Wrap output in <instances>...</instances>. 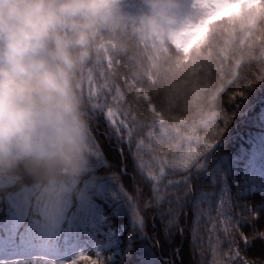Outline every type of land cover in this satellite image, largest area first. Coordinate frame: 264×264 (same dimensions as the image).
<instances>
[{"label": "snow or ice", "instance_id": "snow-or-ice-1", "mask_svg": "<svg viewBox=\"0 0 264 264\" xmlns=\"http://www.w3.org/2000/svg\"><path fill=\"white\" fill-rule=\"evenodd\" d=\"M192 7L202 13L199 20L139 37L147 61L142 74H130L129 63L107 47L104 59L87 69L80 93L90 128L88 163L73 182L74 202L64 198L55 224L41 216L30 180L0 183V264H183L182 245L170 258L146 248L149 215L165 240L184 237L188 228L191 264H264V200L241 203L254 192L264 197V52L250 53L248 63L259 67L245 84L247 99L244 90L227 91L245 62L219 56L213 44L217 26L246 20L255 28L264 21V0H192ZM154 97H163L162 109ZM238 99L246 100L243 111ZM237 115L250 143L235 128L229 132ZM234 136L243 152L225 150ZM105 144L131 163L133 175L127 163L113 171ZM151 240L160 248L155 234ZM256 243L260 254L244 255ZM73 244L92 254L71 255Z\"/></svg>", "mask_w": 264, "mask_h": 264}, {"label": "clouds", "instance_id": "clouds-1", "mask_svg": "<svg viewBox=\"0 0 264 264\" xmlns=\"http://www.w3.org/2000/svg\"><path fill=\"white\" fill-rule=\"evenodd\" d=\"M141 3V35L168 34L181 27L183 0ZM121 4L0 0V161L34 157L71 164L78 158L90 131L79 73L99 47L97 38L122 25ZM190 17L199 20L202 13ZM226 25L213 29L218 55H242L254 28L237 22L224 32Z\"/></svg>", "mask_w": 264, "mask_h": 264}, {"label": "trees", "instance_id": "trees-1", "mask_svg": "<svg viewBox=\"0 0 264 264\" xmlns=\"http://www.w3.org/2000/svg\"><path fill=\"white\" fill-rule=\"evenodd\" d=\"M125 3L134 4L137 8L144 9L143 5L141 3V0H122L121 8H122V6H124ZM122 13L124 16V21H123L122 25L120 26V28H118L113 33L101 34L97 38V44L99 45L101 42H105L106 44H108L109 50H111L113 58L114 57L120 58V59H123L126 62H128L130 65V68H131L130 74H132V75H135L137 73L142 74L143 71L145 70L146 66H147V63H145V57H146L145 49L143 47H141V44L139 42V37L141 36V34L137 31V24L138 23L134 22L132 16L127 17V16H125L123 11H122ZM226 28L228 29V25L225 26V28L223 30L224 32H226L225 31ZM216 40H218V37L213 38L214 46H215ZM96 51H97V49L93 53H96ZM131 51L132 52L136 51L137 53L133 54ZM214 51L217 53L216 47L214 48ZM231 55L234 56L233 54H231ZM93 57L94 56L91 55V58L84 65L81 72L79 73L81 83L83 80V76L86 74L87 69L97 65V61L95 63L92 62ZM138 59L140 60L139 63H142L139 66L140 70L138 72H132L133 71L132 66L137 65L133 61L138 60ZM96 60H98V59H96ZM229 67H231V66L229 65ZM137 68L138 67H136L135 70ZM121 86L123 87V85H121ZM241 90H245V89H241ZM227 91H228V89H227ZM247 93L249 95L248 96L249 98H247ZM245 95H246L247 99H251V93L247 89L245 90ZM226 98L227 97L225 96V99ZM162 100H163V97H161V99H156L154 97V103H156L158 109H162ZM164 103H166V101H164ZM236 103L240 104V106H241L240 110L243 111V109L246 105V100L238 99L236 101ZM139 107H140L141 111H144L146 108V106L144 105L143 102H141ZM164 114H165L166 118L171 115L167 111H165ZM84 118L87 121V125L89 128V121H88L87 116H85ZM239 124H241L239 127L240 130L236 128L237 125H239ZM234 128L236 129V136H238L241 141H245L246 143H250V141H248L247 137L244 135V132L246 131V129L244 126V122H243V120L240 119L239 115H237V120L233 121L232 124L230 125L229 132H232ZM88 132H90V131H88ZM251 135H256V134L251 133ZM233 140H234V142L232 144L226 145V147H225L226 151L228 150V152L235 153V151L238 148L239 151L243 152L245 150V145L240 144V141L237 140L235 136L233 137ZM233 147H235V149H231ZM82 153L84 154L83 149H82ZM82 153H80L78 158L75 161H73L71 164H66V163L59 162V161H49V160L38 159V158L32 157V158H34V160H37V161H35L36 166L38 168L37 170H35L36 168H31V166H27L26 163H21V161L16 162L18 157L0 161V183L7 184L10 179H14V180H16L17 185L19 186V185L24 183L25 179L30 180L34 184V187H35V191H34L35 203L41 204V205H45V204L49 205L51 203H54V200L51 198V196H49V193H45V191L41 190V188H43V186L40 187L39 186L40 184L44 185V187H47V186H55V187L56 186H64V187H67V185L69 184L70 187H72L71 191L69 192L70 199H71V202H74L76 189H75V185L73 182L76 181L80 177L83 169L85 168V166L87 165V162H88L87 161L86 163H84L83 157L81 158ZM125 155H127V153H125ZM125 161L129 165V167H128L129 175H133L131 163H129L128 160H125ZM121 162H123L122 164H125L124 161H121ZM112 163L117 166L116 169H113V171L117 170L121 166V164L118 161V158L113 157ZM45 165H48L49 167L45 168ZM101 174H108V173H107V171H102ZM121 179L123 181L124 187L131 190V181H130L129 177L125 176V177H122ZM10 190L11 189H9V188L3 189V191L5 193L7 191H10ZM211 190L212 189H209V191H211ZM258 196H259V198H258ZM262 200H264V197H262L260 193L254 192L252 195L248 196L246 200L241 201V203H249V204L255 205V204L261 203ZM237 211H239V209H237ZM181 220H180V225L182 224V221H183V220L182 221ZM120 222H123V218L121 219ZM152 223L153 222H152L151 216L149 215V217L146 218L145 229L147 227H149V224L151 227ZM259 226H264V215L261 216ZM243 230L245 232L249 231V226H245ZM172 231L175 232L176 229H173ZM145 232H146L147 236L149 237V239L145 240L143 243L147 249H150L151 252L155 254V256L157 258L161 257L162 255H169L172 257V248L176 247L177 245H180L179 241L182 238L179 235H176L174 240H165L162 236V233L160 231H158L157 229H154V228H153L151 233L148 232L147 229L145 230ZM153 234H155L156 237L161 240L160 248H155L152 246L151 237ZM187 238H188V228L186 227L185 228L183 247L181 248V258L183 260V264H191V261H190L191 260V253L189 251V245H188L189 242H188ZM260 251H261V245L259 243H256L253 247L245 250L244 255L252 257L254 255H259ZM90 254H91V252H90ZM104 255L105 256L111 255V253L105 252ZM177 264H179V261L177 262Z\"/></svg>", "mask_w": 264, "mask_h": 264}, {"label": "rangeland", "instance_id": "rangeland-1", "mask_svg": "<svg viewBox=\"0 0 264 264\" xmlns=\"http://www.w3.org/2000/svg\"><path fill=\"white\" fill-rule=\"evenodd\" d=\"M121 9L124 12L125 16H127V17L132 16L134 22H136V23H138V16L144 10L141 8L139 9L134 4H130V3H125ZM196 12H197V10L192 7V0H183V11L181 13V24H180V26L183 25L184 20H186L188 17L192 16ZM240 24H241V26H244L247 24V21L246 20L242 21V22H240ZM262 34H264V21H262L259 25H257L254 28L253 35L250 38V40L248 41V43H247V45L243 51V54L241 55V54H238L237 52L232 53L235 56L236 60H243L245 62V64L240 69V76L231 85L227 86L228 92H232V91H235L237 89H245L246 90L245 84L249 81L254 82V77H255V74H256L259 66L256 63L249 64L248 61L251 59L250 53L253 49H255L258 57L261 55L262 52H264V45L259 43ZM257 37H259V39H257ZM249 46H252V47H249ZM105 47H107L108 51L111 53V50H109L108 44H106L105 42H101L99 44V47L97 48L96 53H92V56H94L93 60H92L93 63H95L96 61L98 62V61H101L104 59L105 53H104L103 49ZM132 53L134 54L137 52L134 51ZM111 55H112V53H111ZM96 59H98V60H96ZM114 59H116V58L114 57ZM133 62L137 65L132 66V69H133L132 72H138L140 70L139 66L142 63H139L140 62L139 59L134 60ZM145 63H147L146 59H145ZM230 66L232 67L233 65H230ZM136 67H138V68L135 70ZM248 96L249 95L247 93V98H249ZM83 112H84V117H85L86 115H85L84 101H83ZM240 125L241 124L237 125L236 128L239 129ZM254 127H257V126L254 125ZM157 131H158V129H157ZM88 136H89V132L86 131L85 141H84V145H83L84 146L83 147L84 154L81 152L82 153L81 158L83 157L84 163H86L88 161ZM104 147H105V154H106L107 158L109 159V161L112 162L113 157L118 158V161L122 166L123 162H121L122 160L120 159L119 155L117 153H115L114 151H112L111 147L107 146V144H105ZM231 149H235V147H233ZM20 161H21V163H26L27 166H31V168H36L35 170L38 169L36 166V163H35V161H37V160H34V158H32V157H18L16 162H20ZM124 162L126 163L125 160H124ZM48 167H49L48 165H45V168H48ZM102 171H105V170H102ZM171 178L179 179V176L171 177ZM39 186L40 187L43 186V188H41V190L45 191V193H49V196H51V198L54 200V203H51L50 206L49 205L45 206L46 208L44 210L43 216H45L47 219H49L50 221H52L55 224L57 222L58 211L60 210V207H61V204H62L64 198L67 197V199L71 202L69 192L71 191L72 187H70L69 184L67 185V187H64V186H56V187L55 186H47V187H44V185H42V184H40ZM258 198H259V196H258ZM180 226H184V221H182V224ZM149 227H150V224H149ZM149 227H147L146 229L148 230V232L151 233L153 230V227L152 226L150 228ZM183 242H184V237H182L181 240L179 241V244L182 245V247H183ZM188 245H189V243H188ZM73 248L74 249H80L81 248L83 250L87 249L86 247H78L76 244L72 245V249ZM90 252L92 254V251H90ZM90 252H89V254H90ZM162 256L166 257V258L171 257L169 255H162ZM20 258L21 259H28L29 257L27 255H22Z\"/></svg>", "mask_w": 264, "mask_h": 264}]
</instances>
